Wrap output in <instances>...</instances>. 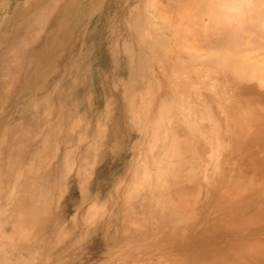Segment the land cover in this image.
Masks as SVG:
<instances>
[{
  "label": "rangeland",
  "instance_id": "1",
  "mask_svg": "<svg viewBox=\"0 0 264 264\" xmlns=\"http://www.w3.org/2000/svg\"><path fill=\"white\" fill-rule=\"evenodd\" d=\"M27 1L0 0V54L13 26L25 22L11 18ZM157 1L121 7L116 0H78L68 45L49 64L47 30L26 33L28 48L40 53L22 51L10 71L15 79L5 80L12 85L0 84V144H16L15 133L29 138V151L0 145V160L13 155L1 168L0 264H264V123L254 135V126L249 131L242 123L248 111L230 108L237 103L234 83L254 80L238 78L236 64L219 65L222 53L213 54L198 67H220L234 79L223 82V96L216 97L215 81L208 90L215 100L193 103L187 91L195 80L183 76L193 64L175 61L191 57L196 41L188 29L180 32L182 16L168 11L172 1L159 0L165 11L153 7ZM184 41L191 46L181 49ZM185 50L190 55L183 57ZM188 120L201 123L194 133L209 153L205 175L194 165L172 173L187 159L183 149L178 156L171 150L186 141L179 128ZM5 162L14 163L6 169Z\"/></svg>",
  "mask_w": 264,
  "mask_h": 264
},
{
  "label": "bare ground",
  "instance_id": "2",
  "mask_svg": "<svg viewBox=\"0 0 264 264\" xmlns=\"http://www.w3.org/2000/svg\"><path fill=\"white\" fill-rule=\"evenodd\" d=\"M166 1H168V0H165L164 2H166ZM171 1H172V3H170V1H169V5H167L169 13H172L171 15H173V12H174V16H175V12H177L176 13L177 14L176 15L177 20H179L180 16H182V18L180 20L181 21L180 23H182L180 25L181 29L178 28L175 25L176 23L173 22L174 21L173 16H172V18L169 17L172 20V21L170 20L171 24L173 23V25H174L171 27L176 29L177 33H178L179 29H180V32L182 31V28L185 30L188 29V31L187 30L186 31L189 34H187L185 31H183V35L185 33L190 37V38L189 37H187V38H189L190 40L196 41L195 43H193L194 46L191 47L192 49H194L193 50L194 53L193 52L191 53L192 54L191 57L190 56L187 57L185 55V53L187 54L189 52L188 50H185L183 57H185V56L186 57L180 58V59L177 58L178 61H177V59L175 61V62H178L180 64L183 63L182 64L183 66L188 65V64H191V65L193 64L191 67H189L190 69L187 71V72L190 71L189 74H191L192 72H193V74H191L189 76L184 75L187 72H185L183 74V76L185 78L195 80L194 83L188 88V91H187V95L189 96V99L190 100L193 99L192 100L193 103L194 102L197 103L202 98H204V99L206 98L207 102L210 100L211 101L215 100V97H213L214 99H212V95H210L208 92V90L210 91V90L214 89L215 81L216 82L219 81V88H220L217 91L216 97L223 96L222 92H224V90H226L227 86H228L227 84H224L223 82L228 83L230 81H233L234 77H233V74H231L232 72L226 73L225 71H221L222 69H220V67H218L217 63H216V65L218 68H216L214 70L213 69L211 70V68L210 69L208 68L206 70H204V68L200 69L198 67L199 63H196L199 60L211 59L212 58L211 55H213V54L218 55L219 53L220 54L222 53L221 57L216 58V61H217V59H219V65L227 67L231 64H233L234 66L236 64V67H235L236 69L234 71H235V74L237 77L239 76L241 79L250 78L251 80H254V82L246 81V83H238V84L234 83V85H233L234 99H236L237 103L234 104L233 106L232 105L230 106V108H232V109H237V111L239 110L238 112L245 111V113H246L248 111L247 114H248V116L250 115L249 117L251 119L248 116H245V117H247V119L248 118L249 119L248 120L246 119V121H243L242 123H244V124L246 123L248 125V127H246V124H245V128L249 131H251L250 129H252V127L254 126V128L252 130V132L254 134L255 126H259V125L262 126V124L264 123L262 121L263 118L261 117V116L264 117V92L261 91V89H260L264 86V0H171ZM116 2H120V6L124 7L127 3V0H116ZM156 4L157 5H153V7H156V9H161V10L163 9V11H165L164 8H166V7L163 6L164 4L162 2L160 3L158 0ZM77 7H78V0H31V1L25 2L21 5V8L19 9V11L16 12L15 15L11 18V22L17 21L19 19H24L25 22L18 25V26H15V25L13 26V28L9 32V36H8L6 43H5L6 49L4 52H7V53L2 52L0 54V84L1 85H3V83H5L6 81L8 82V80H11V78H13V76H12L13 74L10 75V73H11L10 71H12V73H14L13 70H15V68H16V65H14V64L18 59H20L22 51H24L25 49L26 50L28 49L27 50L28 53H29V51L33 52V50H34V53L39 52V50H37L36 48L34 49V46H32V45L30 46V48H28V43H29L30 39L26 38L25 35L29 34L30 36H32V35L37 36V35H40V33H43L44 31L47 30L46 33H48V35L45 33V38H44L45 43H44V45H42V47L46 49V52H43V54L45 55L44 59H45L46 63L48 62V64H49L50 59H51L50 55L56 49H58L62 46L68 45L65 43V41L67 40V38H65V37H68V32L72 31L70 22L76 16L74 14V10ZM178 14H180V16H178ZM174 19H175V17H174ZM246 20H248V21H246ZM39 23H40V25L42 23L41 29H40L41 26H38ZM183 24H184V26L182 27ZM174 32H176V31H174ZM55 33H57L56 36H54ZM24 36H25V38H24ZM184 38H186V37H184ZM54 39H55V41H54ZM56 40H57V42H56ZM186 40H188V39H186ZM187 42L184 41L182 43V45H184V44L185 45L182 46V48L181 47H179V48L183 49L186 46H191V45H188ZM177 43H180V41L179 42L177 41ZM188 43H190V42H188ZM176 46H178V45H176ZM195 49H197L199 51H197ZM177 50H176V53H177ZM189 50H191V49H189ZM173 51H174V49H173ZM187 55H190V54L188 53ZM173 56H174V54H173ZM189 57L191 58L192 61H188V60H190ZM58 58H59V54H58ZM6 62H9L10 65L9 66L5 65ZM184 62L187 64H185ZM48 64L46 66H48ZM29 65L32 67L33 63H31V64L29 63ZM12 66L14 67V69L11 70ZM187 68L188 67H186V69ZM249 69H253L252 75H250V76L247 72ZM211 72H214V74H217V76L211 74ZM187 75H188V73H187ZM210 76H212V77L216 76V78H213L211 80L208 79L209 80L208 81L206 79V77L209 78ZM13 79H15V78H13ZM222 83H223V85H221ZM7 84L12 85L9 83H7ZM217 85H218V83H217ZM12 87H15V86H12ZM212 93L214 96L215 93L214 92H212ZM48 95L49 94H47L46 97ZM221 98H219V99H221ZM180 99L182 100V98H180ZM204 99H202V100H204ZM223 99H226V96L223 97L222 100ZM217 103H218V106L221 108L223 106H226V103H223L222 101H218ZM202 105H204V104L202 103ZM207 105L209 107H212L209 104H207ZM215 105H216V103H215ZM205 106H206V104H205ZM193 108H194L193 105H190L188 107L189 110H193ZM202 110H204V109H202ZM216 110H217V108H216ZM193 111L195 112V110H193ZM212 111H210V112H212ZM217 111H219V110H217ZM235 111L236 110H234V112ZM197 113H195V114H197ZM212 113H214V111ZM235 113L233 115L237 114V113L236 114ZM214 114H216V113H214ZM238 115L239 114H237L236 117L240 118ZM243 115H245V114L243 113ZM243 115H240L241 118ZM186 117H188V116H184L182 121L187 120L188 118H186ZM211 117H214L213 114ZM245 117H244V119H245ZM211 120H212V118H211ZM241 121H239V122H241ZM185 123L188 126L182 125L179 129L183 130L185 132L186 138L185 137L184 138L186 139V141L185 140L184 141L186 143L185 142L181 143V141L183 140L182 139V140H180V144L175 145L173 150H171V153L174 156L175 155L178 156L177 153L183 149L182 150V152L184 154L183 156H184V158H185V156L187 158V159H185L186 162L184 161L185 166L182 165L183 167L179 168L180 165H176L177 168H174L172 170V173H175L176 175H182L185 172H189L188 170L195 168L194 166H197L198 167L197 169L198 170L200 169V171H201L203 169V165H206L205 163H206V161H208L207 155L209 153H207L206 148H205V146H203L204 144L202 142H201L202 146H199L198 140H200V139L197 140V137H195V133H194V131L196 129L201 128V123L199 121L197 122L196 120H191V121L188 120ZM219 123H221V122H219ZM241 125H243V124H240V126ZM206 127H207V125H206ZM263 127H264V124H263ZM263 127H262V129L264 131ZM16 128L18 130L20 129L18 127H16ZM14 129H15V126H14ZM208 129H209V127H208ZM12 130H13V128L11 129V132H12ZM249 131H248V133L251 134L252 132L250 133ZM19 132L20 131H18V133ZM182 132L180 131V133H179V130H178L179 134H181ZM205 132L207 133V131H205ZM256 132H258L257 134H259L258 130ZM212 133H213V131H212ZM13 134H11V135H13ZM21 134H22V136L20 137V134H19V138H18L17 134L15 133V135H13L14 136L13 139H15V141L17 142L16 144H18L20 147H24V145H25V147L27 149V143H29V141H28L29 138H27L25 132L21 133ZM207 134L209 137V134H210L209 131ZM2 136H3V134H2ZM181 136H183V135H181ZM256 136H255V138H256ZM12 137H11V139H12ZM187 138H188V140H187ZM3 142L4 141L2 140L1 144ZM8 142H10V143L4 144L5 143L4 142L3 147L2 148L0 147V148L2 150L7 148L8 144H11L12 141H8ZM215 142H216V140H215ZM251 142H250V145H251ZM201 143H200V145H201ZM14 144H13V146H14ZM16 144H15V146H16ZM19 146H17V147L21 151V148ZM17 147H16V149H17ZM11 148H12L11 150L14 149L13 147H11ZM196 148L199 149V150L197 149V151H199V152H201V150H202V153L198 154V156H197L198 152L196 151ZM23 149L24 148H22V153H24L26 151V150L24 151ZM2 150L0 151V153L3 152ZM18 153H16V154H18ZM19 154H21V153H19ZM7 156H6L7 159L4 158L5 161L9 160L10 157H12L13 155L10 156L9 153H7ZM32 156H33V153H32ZM196 156L198 157L197 162H196V159H197ZM0 157H1V155H0ZM19 158H21V157H19ZM4 159H2L3 161L0 160V185H1L2 177L6 176V175H4L3 169H1L2 165H4ZM175 159L180 162L181 157L180 158L177 157ZM181 160H183V159H181ZM6 162H5V164H6ZM179 162H178V164H179ZM13 163L14 162H12L10 164H13ZM186 163L188 166L186 165ZM10 164H9V166H7L8 165V163H7L5 165L6 167H4V168H6V169L8 167L10 168ZM14 170H13V172H14ZM245 170H246V168H245ZM203 171H205V174H206L205 168L203 169ZM203 171H201L202 173H200V174H204ZM1 172H2L3 176H1ZM194 177H196V176L195 175L190 176L189 180L190 179L194 180L195 179ZM200 183H201V181H200ZM183 187H184V185H178L179 189L180 188L182 189ZM200 187L201 186H199V189H200ZM194 188H196V187H194ZM172 189L173 188H171V190ZM187 193H189V192H187ZM181 194L178 196L181 197ZM174 195H175V193H174ZM195 196L198 197V195H195ZM183 199H184V197L182 198V200ZM184 200H186V199H184ZM185 202H188V200ZM184 206H185V204H184ZM193 207L194 206H192V208ZM256 248H258V247H256Z\"/></svg>",
  "mask_w": 264,
  "mask_h": 264
}]
</instances>
